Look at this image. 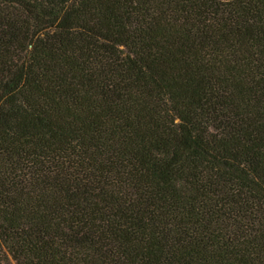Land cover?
<instances>
[{"label": "trees", "instance_id": "16d2710c", "mask_svg": "<svg viewBox=\"0 0 264 264\" xmlns=\"http://www.w3.org/2000/svg\"><path fill=\"white\" fill-rule=\"evenodd\" d=\"M264 264V0H0V264Z\"/></svg>", "mask_w": 264, "mask_h": 264}, {"label": "rangeland", "instance_id": "374dc122", "mask_svg": "<svg viewBox=\"0 0 264 264\" xmlns=\"http://www.w3.org/2000/svg\"><path fill=\"white\" fill-rule=\"evenodd\" d=\"M12 264H15V263H12Z\"/></svg>", "mask_w": 264, "mask_h": 264}]
</instances>
